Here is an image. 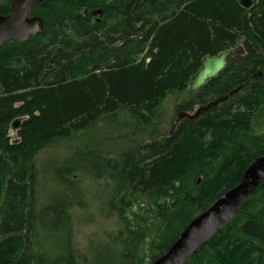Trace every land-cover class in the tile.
Listing matches in <instances>:
<instances>
[{"label":"trees","instance_id":"trees-1","mask_svg":"<svg viewBox=\"0 0 264 264\" xmlns=\"http://www.w3.org/2000/svg\"><path fill=\"white\" fill-rule=\"evenodd\" d=\"M11 2L0 0L1 15ZM30 16L43 33L0 49V264H141L147 241L152 264L264 156V0L250 14L233 0H44ZM239 47L224 72L189 90L205 56ZM240 86L173 135L150 125L169 94L189 91L177 112H190ZM122 112L136 126L108 134L112 150L79 144L53 171L66 190L43 201L37 156L83 131L93 139ZM84 167L112 182L106 207L122 226L92 262L72 245L71 210L83 198L68 175ZM185 264H264V184Z\"/></svg>","mask_w":264,"mask_h":264},{"label":"water","instance_id":"water-1","mask_svg":"<svg viewBox=\"0 0 264 264\" xmlns=\"http://www.w3.org/2000/svg\"><path fill=\"white\" fill-rule=\"evenodd\" d=\"M44 0H12L10 13L0 14V49L4 44L15 41L25 43L44 31V21L40 16H30L31 11ZM241 9L250 14L257 6V0H233ZM96 18L102 16V11H95ZM241 47L229 49L216 56H205L203 65L190 83L189 90L197 93L209 81L217 78L225 71L235 56L242 53ZM262 73L255 74L248 84ZM240 86L224 97L215 99L206 105H200L194 114L181 111L177 115L170 135H173L186 118L195 119L201 113L218 106L240 92ZM22 119H15L11 124L13 135L21 128ZM264 184V156L257 158L246 170L241 182L224 193L208 210L193 219L168 251L152 264H185L203 245L213 239L218 232L229 225L238 215L240 208Z\"/></svg>","mask_w":264,"mask_h":264},{"label":"rangeland","instance_id":"rangeland-1","mask_svg":"<svg viewBox=\"0 0 264 264\" xmlns=\"http://www.w3.org/2000/svg\"><path fill=\"white\" fill-rule=\"evenodd\" d=\"M190 98L189 91L181 94L173 93L167 96L162 102L156 116L153 115L152 117L155 124L150 123L158 135L168 136L170 134L177 119V113H179L177 112V108L186 101H189ZM197 109L198 106L189 113L194 114ZM117 119L113 122H110L111 120L108 118L101 121L98 127L102 130L94 133L93 139H89L92 132L83 131L77 137L41 152L37 156L38 167L40 169V190L43 201L51 199L55 190H66L63 184L59 185L58 181L52 179L53 171L60 164L66 166L67 160L72 158L73 152L79 144L85 143L84 145H86L87 142H92L94 143L93 146H95L97 140L105 142L107 145L103 151L112 150L116 144L105 141L109 136L108 134L114 138L119 133L127 132V126H130V130L132 126H136V121L128 112L120 113ZM142 128L147 131L151 129L147 128L145 124L142 125ZM9 136L14 137V140L17 139L13 135L11 128L9 129ZM90 172L93 175L91 168L84 167V172L82 170H74L73 173L68 175L69 180L73 179L76 182V193L83 198V205L76 206L71 210L73 224L72 245L76 254L81 259L83 258L82 261L87 260L88 262L94 261L96 256L105 249L112 250L115 247L113 238L122 229L117 216L109 212L106 207V201L113 189L112 182L108 178L96 179L94 176H90ZM148 246L149 241L144 245L140 259L141 264H147V256L149 255Z\"/></svg>","mask_w":264,"mask_h":264},{"label":"flooded vegetation","instance_id":"flooded-vegetation-1","mask_svg":"<svg viewBox=\"0 0 264 264\" xmlns=\"http://www.w3.org/2000/svg\"><path fill=\"white\" fill-rule=\"evenodd\" d=\"M257 2H258V0H257Z\"/></svg>","mask_w":264,"mask_h":264}]
</instances>
